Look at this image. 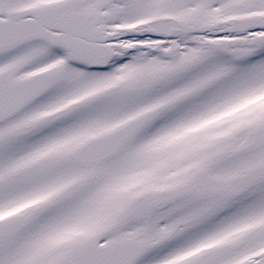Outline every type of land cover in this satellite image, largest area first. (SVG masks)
<instances>
[{
    "label": "snow or ice",
    "instance_id": "1",
    "mask_svg": "<svg viewBox=\"0 0 264 264\" xmlns=\"http://www.w3.org/2000/svg\"><path fill=\"white\" fill-rule=\"evenodd\" d=\"M0 264H264V0H0Z\"/></svg>",
    "mask_w": 264,
    "mask_h": 264
}]
</instances>
